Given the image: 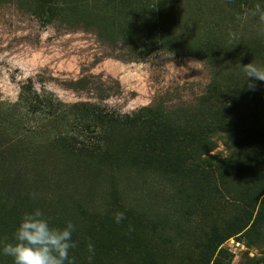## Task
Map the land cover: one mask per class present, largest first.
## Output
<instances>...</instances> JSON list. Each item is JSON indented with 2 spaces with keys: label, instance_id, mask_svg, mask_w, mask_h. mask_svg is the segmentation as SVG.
<instances>
[{
  "label": "trees",
  "instance_id": "trees-1",
  "mask_svg": "<svg viewBox=\"0 0 264 264\" xmlns=\"http://www.w3.org/2000/svg\"><path fill=\"white\" fill-rule=\"evenodd\" d=\"M2 1L93 31L129 60L195 56L210 79L196 101L124 114L24 82L16 102L0 104V248L36 208L52 226L74 225L72 264H171L176 255L178 264H231L226 239L264 237V200L248 220L239 208L222 214L231 156H251L264 175V82L249 89L243 70L264 67V0ZM219 133L233 153L212 165L204 155ZM0 264L12 258L0 254Z\"/></svg>",
  "mask_w": 264,
  "mask_h": 264
},
{
  "label": "rangeland",
  "instance_id": "rangeland-1",
  "mask_svg": "<svg viewBox=\"0 0 264 264\" xmlns=\"http://www.w3.org/2000/svg\"><path fill=\"white\" fill-rule=\"evenodd\" d=\"M125 51L123 45L101 41L93 31L43 21L14 1L0 0V104L16 102L21 85L32 80L36 90L47 89L64 102L90 101L124 114L157 100L170 106L196 101L209 82L207 65L195 56L156 52L129 60ZM82 76L92 82L83 89L67 86ZM212 146L204 155L212 165L233 153L222 133L213 136ZM231 157L222 214L228 218L239 208L247 212L248 220L263 203L264 175L251 156ZM222 246L231 264H264V237L253 232L231 236ZM179 258L176 255L170 263L178 264Z\"/></svg>",
  "mask_w": 264,
  "mask_h": 264
},
{
  "label": "clouds",
  "instance_id": "clouds-1",
  "mask_svg": "<svg viewBox=\"0 0 264 264\" xmlns=\"http://www.w3.org/2000/svg\"><path fill=\"white\" fill-rule=\"evenodd\" d=\"M243 70L246 74L244 84L247 82L249 89H254L257 81L264 82V67L248 63ZM123 220V212L114 214L115 223ZM73 231L71 222L63 227L52 226L42 211L36 208L24 214L15 228L13 242L5 243L0 248V254L11 257L13 264H72L69 253L76 246L72 239ZM88 251H93L91 243L88 244Z\"/></svg>",
  "mask_w": 264,
  "mask_h": 264
}]
</instances>
